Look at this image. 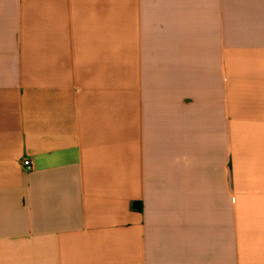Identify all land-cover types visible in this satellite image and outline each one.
Wrapping results in <instances>:
<instances>
[{"label": "crops", "instance_id": "1", "mask_svg": "<svg viewBox=\"0 0 264 264\" xmlns=\"http://www.w3.org/2000/svg\"><path fill=\"white\" fill-rule=\"evenodd\" d=\"M0 264H264V0H0Z\"/></svg>", "mask_w": 264, "mask_h": 264}, {"label": "built area", "instance_id": "2", "mask_svg": "<svg viewBox=\"0 0 264 264\" xmlns=\"http://www.w3.org/2000/svg\"><path fill=\"white\" fill-rule=\"evenodd\" d=\"M22 166L26 169V170H31L33 168V165L30 161L25 160L22 163Z\"/></svg>", "mask_w": 264, "mask_h": 264}]
</instances>
